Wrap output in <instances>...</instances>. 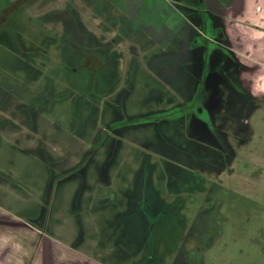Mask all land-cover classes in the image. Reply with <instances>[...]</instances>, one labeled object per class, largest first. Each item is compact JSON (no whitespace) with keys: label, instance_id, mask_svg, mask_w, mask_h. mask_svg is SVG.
<instances>
[{"label":"rangeland","instance_id":"rangeland-1","mask_svg":"<svg viewBox=\"0 0 264 264\" xmlns=\"http://www.w3.org/2000/svg\"><path fill=\"white\" fill-rule=\"evenodd\" d=\"M172 1L181 11L175 25L156 0H142L127 26L121 0H0V28L16 11L13 23L48 54L33 96L11 94L7 104L18 59L0 47L1 80L7 72L0 81V207L96 264H174L183 243L202 264H264V0ZM201 11L215 26L211 34L199 32ZM62 13L80 16L100 41L129 29L114 47L119 80L97 96L96 114L87 101L84 119ZM203 90L229 152L191 113L188 102ZM43 92L50 93L32 126L18 106ZM175 108L181 116L129 124ZM147 161L156 166L159 198L172 208L184 203L174 210L181 224L167 215L155 229L152 261L148 231L131 216V192ZM216 184L221 222L185 242Z\"/></svg>","mask_w":264,"mask_h":264},{"label":"flooded vegetation","instance_id":"flooded-vegetation-1","mask_svg":"<svg viewBox=\"0 0 264 264\" xmlns=\"http://www.w3.org/2000/svg\"><path fill=\"white\" fill-rule=\"evenodd\" d=\"M98 3L102 2L104 4L105 0H97ZM115 1V0H112ZM120 7H122V12L125 14L124 18L127 21V26L129 22L134 23L136 15L139 13L142 6V0H121ZM157 6L165 15L168 17L169 24L175 25V23L181 18V11L173 5L172 0H156ZM177 1V0H176ZM182 1V0H181ZM110 3V8H114L116 5L112 2ZM15 11V10H14ZM203 11H201V23L200 30L202 34H211L215 30L214 24L209 20L208 16H203ZM16 14L12 12V15ZM11 14L5 19V24L0 28V47L4 49V53L7 59L12 61V58L17 57V62L15 65L17 69L11 72L13 74V84L7 90L8 94L6 96L5 103L9 104L12 97L22 100L27 96H33L32 87L37 84V80L40 78V75L43 74L44 67L47 66L48 54L47 49H39V46L35 45L34 40L31 39L28 42L23 35L21 28L18 26V23L15 25L12 20ZM18 17V14H16ZM64 22V31L66 40L69 42L70 54L74 56L77 60L78 67L74 70L76 71V80L80 82V92L78 98V108L80 112V119L83 118V109L86 106L87 101H90L89 111L92 114H96L97 110V96H102L103 92L109 91L113 84L119 80L118 74V64L116 61L117 52L114 49L116 42L118 43L122 38L125 32H129L128 28H124L122 33L116 34L113 37L103 34L100 39L95 38V35L88 31L85 28L84 23L80 19V16L72 13H62L57 17ZM123 18V19H124ZM119 20V19H117ZM220 35L223 36L221 33ZM52 40V38H50ZM96 40L100 42L98 45ZM11 42L13 45L7 44ZM41 46V45H40ZM61 46H64L63 43ZM14 56V57H12ZM40 57V58H38ZM46 59V60H45ZM74 62V59L72 60ZM41 66H39V65ZM1 66V64H0ZM7 72L2 75L3 80L5 81ZM73 83H69V86ZM1 88V87H0ZM50 93V92H49ZM48 92L39 94L31 103L21 104L18 106V110L24 108L30 116V124L35 125L34 121L36 120V112L38 111V104L43 105L44 98L48 97ZM14 94L15 96H11ZM5 95V94H4ZM54 98H49L48 102L53 103ZM210 100L208 90L202 91L199 96H196L188 102L189 106L193 108L191 113L194 118L204 122L213 134H215L220 141L223 143V148L226 152L230 151L229 146L226 143L224 135L220 134L213 123V119L209 114V109L207 102ZM36 106V108L34 107ZM20 107V108H19ZM42 107V106H41ZM36 110V112H35ZM175 113V116H181L177 113V108L168 111L162 112L159 114H153L154 116L142 117L136 120L129 119V124L133 123H143L146 120H162L166 117H169L170 114ZM179 114V115H178ZM84 119V118H83ZM156 170V166L149 161H147L140 172L138 178V185L136 191L131 192L132 205H133V214L131 216L136 218L138 224H140L144 229L148 231V239L151 240V246L147 253L148 261H152L156 255V236L155 229H157L158 224L163 225L165 219L168 218L170 222H179L184 218L181 217L177 211V208H183V201L177 200L175 202L176 208H172L169 204H165L164 200L159 198L158 191L155 190L153 184V175ZM53 182V181H52ZM190 186V185H188ZM193 186V182H191ZM221 186V185H220ZM219 184H216L213 189H211L205 200L200 204L199 212L200 217H196L192 226L190 227V234L186 236L185 242L189 236L194 238H202L201 236H208L211 233L212 227H216L217 224L221 222V216L219 210V198L216 193H218ZM53 186L50 185L48 189V195L51 196ZM178 204V205H176ZM214 210V213H213ZM212 211V212H211ZM135 213V214H134ZM207 213H211L210 215ZM176 222V223H177ZM37 227V226H35ZM201 228V235L197 236L196 229ZM195 229V230H194ZM41 232V231H40ZM204 234V235H203ZM147 236V234H146ZM204 236V237H205ZM40 240H45L41 233H39ZM197 249L192 248L188 249L186 243H183L178 252V258L174 264H202L197 258Z\"/></svg>","mask_w":264,"mask_h":264},{"label":"crops","instance_id":"crops-1","mask_svg":"<svg viewBox=\"0 0 264 264\" xmlns=\"http://www.w3.org/2000/svg\"><path fill=\"white\" fill-rule=\"evenodd\" d=\"M39 233L38 227L21 223L0 207V264H96L53 240H40Z\"/></svg>","mask_w":264,"mask_h":264}]
</instances>
